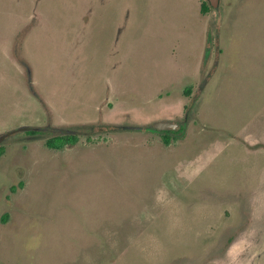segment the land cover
<instances>
[{"label":"rangeland","instance_id":"374dc122","mask_svg":"<svg viewBox=\"0 0 264 264\" xmlns=\"http://www.w3.org/2000/svg\"><path fill=\"white\" fill-rule=\"evenodd\" d=\"M202 3L0 0V264H264V0Z\"/></svg>","mask_w":264,"mask_h":264},{"label":"trees","instance_id":"16d2710c","mask_svg":"<svg viewBox=\"0 0 264 264\" xmlns=\"http://www.w3.org/2000/svg\"><path fill=\"white\" fill-rule=\"evenodd\" d=\"M208 8H211L208 4L206 3H202L201 5V11L205 12L207 11ZM37 129H30V131H34ZM78 140V135L72 132H66V133H60V134H56L53 135L51 137H48L45 141L46 145L49 148H56V149H60L63 146H65L66 144H73ZM164 142L166 144H168L169 142V138L168 136L164 137ZM4 152V146L0 145V155Z\"/></svg>","mask_w":264,"mask_h":264},{"label":"water","instance_id":"95a60500","mask_svg":"<svg viewBox=\"0 0 264 264\" xmlns=\"http://www.w3.org/2000/svg\"><path fill=\"white\" fill-rule=\"evenodd\" d=\"M212 8H216L219 5L220 0H207ZM154 126L162 131L175 129L179 127V123L172 120H159L154 123Z\"/></svg>","mask_w":264,"mask_h":264},{"label":"flooded vegetation","instance_id":"af4514ba","mask_svg":"<svg viewBox=\"0 0 264 264\" xmlns=\"http://www.w3.org/2000/svg\"><path fill=\"white\" fill-rule=\"evenodd\" d=\"M163 132H166V131H163ZM0 138H2V137H0Z\"/></svg>","mask_w":264,"mask_h":264}]
</instances>
